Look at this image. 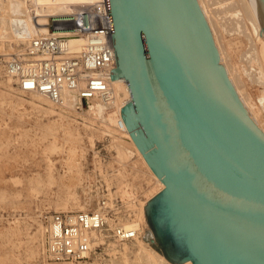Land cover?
<instances>
[{
  "label": "water",
  "instance_id": "water-1",
  "mask_svg": "<svg viewBox=\"0 0 264 264\" xmlns=\"http://www.w3.org/2000/svg\"><path fill=\"white\" fill-rule=\"evenodd\" d=\"M120 109L166 187L144 218L180 264H264V134L239 106L195 0H107Z\"/></svg>",
  "mask_w": 264,
  "mask_h": 264
},
{
  "label": "rangeland",
  "instance_id": "rangeland-1",
  "mask_svg": "<svg viewBox=\"0 0 264 264\" xmlns=\"http://www.w3.org/2000/svg\"><path fill=\"white\" fill-rule=\"evenodd\" d=\"M195 1L199 9L198 1ZM213 6L214 4L209 2V10ZM211 16L213 25L210 24V38L213 47L220 67L240 102L238 90L243 89L237 90L230 82V70L225 65V56L216 44V40L218 42V38H221V33L218 25L214 23L215 13H211ZM221 20L223 19H219L220 22ZM215 22L217 23L216 20ZM2 39L0 264H151L146 261L144 253H140L139 242H142L146 249L161 254L165 261H168L165 264H178L164 256L144 217L140 220L142 228L137 239L116 242L107 238L103 242L98 241L99 247L81 261L49 260L44 243L46 215L83 210L86 208L87 195L93 197L97 186L103 181H112V193L117 204L115 212L122 214L125 219L137 217L140 211L144 210L145 202L159 192L152 189V180L149 179L144 166L138 164L133 155L119 156L117 142L121 140L126 147L129 145L124 142L123 135L117 136L105 122L109 113H100V116L99 113L97 115L90 112L94 102L76 110L74 104L72 109L63 105L55 106L43 95L38 97L33 93L18 92L13 80L4 71V63L21 51L26 43L18 41L17 44L9 38ZM243 77L246 86L242 87L254 104L261 107L256 100L259 94L258 86H253L245 76ZM239 86L240 83L237 87ZM260 123L264 125V122ZM66 132L72 134L70 140L65 139ZM187 260L190 259L180 264Z\"/></svg>",
  "mask_w": 264,
  "mask_h": 264
},
{
  "label": "built area",
  "instance_id": "built-area-1",
  "mask_svg": "<svg viewBox=\"0 0 264 264\" xmlns=\"http://www.w3.org/2000/svg\"><path fill=\"white\" fill-rule=\"evenodd\" d=\"M114 67L107 0H90L75 11L50 14L47 33L30 38L4 63V71L18 92L37 93L61 106L63 92L72 91L76 110L97 101L104 104V113L114 110L111 105L115 93L110 86V70ZM110 126L117 136L128 132L121 110ZM111 184L99 183L95 195H87L83 210L45 216L44 243L49 260L81 261L99 247L98 241L110 238L122 242L139 236L141 221L135 216L125 219L115 212Z\"/></svg>",
  "mask_w": 264,
  "mask_h": 264
},
{
  "label": "bare ground",
  "instance_id": "bare-ground-1",
  "mask_svg": "<svg viewBox=\"0 0 264 264\" xmlns=\"http://www.w3.org/2000/svg\"><path fill=\"white\" fill-rule=\"evenodd\" d=\"M87 1L90 0H0V39L9 38L10 41L14 40L17 44L19 43L18 41L27 43L30 38L40 33H47V20L50 14L61 15L66 12L75 11L78 5ZM197 1L210 37V24L211 26L213 25L211 13H215L217 23L215 20L214 23L218 25L221 33V38H218V42L216 40V44L225 56V65L230 72L225 68L228 74L230 73L231 84L237 90L243 89L238 90L240 91L241 102L238 101V104L247 117L250 118L249 120L264 134V125L260 123L264 122V115H262L264 111V0ZM209 2L214 4V8L211 7V10H209ZM219 19H223L221 20L222 22ZM243 76L249 80L250 84L252 83L253 86H258L257 90L259 94L256 100L261 107L254 104L255 102L242 87L244 85L246 86ZM239 83L240 86L238 88ZM110 86L115 93L114 103L111 105L114 110L104 113V104L97 101L89 109L92 110L90 112L97 113V115L98 113L99 115L100 113L102 115L109 113L105 117V122L108 125L114 123L117 113L121 110L120 108L130 99V90L124 78L111 80ZM33 94L38 97L40 96L37 93ZM74 102L75 93L72 91H64L62 105L72 109ZM70 135H72L70 132H66L65 139L70 140ZM122 137L124 138V142L128 143L129 147L123 145L121 140H119L116 144L119 156L133 155L135 161H138V164L140 163L144 166L149 179L152 180V184H154L152 189L159 192L165 188L166 184L157 177L146 161L143 152L136 146L129 131ZM143 217L144 210H141L137 218L140 221L143 220ZM138 249L140 253H144L146 261H150L151 264L168 263L161 254L159 255L151 249H146L142 242L138 243ZM183 264H192V262L187 260Z\"/></svg>",
  "mask_w": 264,
  "mask_h": 264
}]
</instances>
